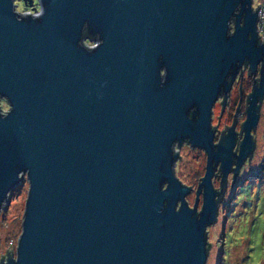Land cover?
I'll list each match as a JSON object with an SVG mask.
<instances>
[{
  "label": "water",
  "instance_id": "95a60500",
  "mask_svg": "<svg viewBox=\"0 0 264 264\" xmlns=\"http://www.w3.org/2000/svg\"><path fill=\"white\" fill-rule=\"evenodd\" d=\"M21 1L37 13L0 0V103L9 105L7 113L0 107V212L25 177L29 183L17 257L7 251L6 264H207V229L217 222L228 173L232 188L255 149L264 98L260 6ZM85 38L101 43L88 49ZM260 60L240 134L241 98L214 146L215 100L224 94L222 116L241 64H250L251 77ZM176 141L208 153L194 208L186 199L192 188L174 175ZM219 162L220 193L212 185Z\"/></svg>",
  "mask_w": 264,
  "mask_h": 264
},
{
  "label": "rangeland",
  "instance_id": "374dc122",
  "mask_svg": "<svg viewBox=\"0 0 264 264\" xmlns=\"http://www.w3.org/2000/svg\"><path fill=\"white\" fill-rule=\"evenodd\" d=\"M15 4L21 14L34 13L32 9L25 7L21 0H15ZM258 6L261 13L257 31L264 42V0H254L255 11ZM35 8H38L37 0ZM260 21H263V24L260 25ZM88 46L85 44V47ZM0 107L4 113L9 111L5 100L1 101ZM255 136V161H263L264 169V103ZM186 153L177 176L184 185L194 189V194L187 198L189 206L194 208L201 165L199 154L190 150ZM28 193L29 183L25 177L24 181L10 192L8 202L0 212V262L4 257L3 264L7 263V251L13 254V258L17 257ZM202 205L203 200L200 199L199 210ZM207 232L208 244L212 245L208 252L207 264H264V174L260 180L249 182L238 192H231L225 198L217 222L208 227Z\"/></svg>",
  "mask_w": 264,
  "mask_h": 264
},
{
  "label": "flooded vegetation",
  "instance_id": "af4514ba",
  "mask_svg": "<svg viewBox=\"0 0 264 264\" xmlns=\"http://www.w3.org/2000/svg\"><path fill=\"white\" fill-rule=\"evenodd\" d=\"M258 23H259V21H258ZM257 29H258V27H257ZM234 32H235V24L233 21H231L230 22V35H233ZM258 37H259V35H258ZM258 41L260 42V45L264 44L263 40L260 37H259ZM100 43L101 42H98L97 40L90 39V38H85V41H84V45L85 44L87 46L89 45L87 47L88 49H92L93 47L99 45ZM246 63H248V60H246ZM261 64H262V61L260 60L258 65H257L255 74H252L251 77L248 76L250 64H247L246 68L244 67V63L241 64V68L238 69V74H235V78H234L232 85H231V88L229 90V106L225 105L222 116H221V112H222L221 103L224 100V94L222 96L218 95L217 99L215 100V102L212 106V110H211L212 114H211V118H210L211 130H213V128H216V130H217L214 133V137H213V141H212L214 146L219 144L221 134H222L221 132L225 131L226 127H228V128L232 127L233 121H234V116L236 115V111H237V108H238V105L240 102V98H241V103H240V107H239L240 113H238L236 116V125L234 128V132L236 134H240L241 125L244 122H246V120H247L246 109L249 108L250 104H249V102L246 103V100L248 99V96L250 94H252V88H253L252 85L254 83V80L258 79L257 87L260 84ZM244 68H245V70H244ZM241 72H243L242 80H241V77H239ZM162 76H163V78H165V70H163ZM253 76H254V80H252ZM229 79H230V77L227 78V80H229ZM240 85H241V92H242L241 97H240V90H239ZM263 103H264V98L260 104V113H259L260 117H261V110H262ZM258 104H259V102H258ZM190 111H194V109H190ZM191 114L192 113L190 112L189 115H191ZM220 116H221V118H220ZM188 117L190 118V116H188ZM218 118H220V122H219ZM218 123H219V125H218ZM258 126H259V123H258ZM258 126H257V128H258ZM256 131H257V129L255 130V133H256ZM255 133H254V131L251 132L252 140L255 141V149L253 152V156L251 157V159H250V157L247 158L244 161V163L241 165V167L239 168V172L236 175L235 182H234L232 188H231V186H232V183L234 181V179H233L234 173L233 172L228 173L226 191L224 192L222 201L220 202L219 212H220V209L222 206V202L225 200V198L231 192H238L240 189L245 187L249 182H252L255 180H260L262 175L264 174V169L262 168L263 161H261L260 163L255 161L256 150H257V142H256ZM226 134H228V132H226ZM244 135H245V132L243 131L242 136L239 139V142H238V140H236L235 147L233 148V153H234L235 150L237 149V146H238V150L236 153L237 156H239V153H240V145H238V144H240V142L243 141ZM173 148H174V153L179 152V157H181L180 160L177 159L175 161V167H174L175 177L179 180V178L177 176L178 172H179V170H178L179 166H181V164H183V162L185 160V156L187 154L186 151L190 150L191 152H196L197 154H199L198 158L200 159V165H201L199 182L202 183L203 181L201 179L205 178L206 172H207L206 168H207V161H208V153H206V149H203V148L198 147V146H195L193 148L192 144H190L188 142H183V144H181V149H179L177 141L175 142V146ZM184 154H185V156H184ZM249 159H250V161H249ZM189 164L190 163L188 162L187 165H189ZM220 166H221V162H219L217 164V169L214 173V175L217 174L218 177L220 176V172L218 173ZM232 169H236L235 164L232 165ZM218 177H216V178H215V176L212 177V185H213L214 190H218V192L220 193L221 192L220 188H221L222 178L219 177V179H218ZM182 185L184 186L183 183H182ZM186 187L191 188L189 186H186ZM164 188H166V186ZM198 188H199V183H198ZM198 188H197V190H198ZM197 190H196V196H197ZM203 193H204V188H201V194H199V202H200V199L203 200V195H202ZM193 194H194V189L192 188V190H191L190 194L187 196V198ZM199 212H201V210L198 209V213ZM218 215H219V213H218ZM208 255H209V253H208Z\"/></svg>",
  "mask_w": 264,
  "mask_h": 264
},
{
  "label": "built area",
  "instance_id": "2783aa9c",
  "mask_svg": "<svg viewBox=\"0 0 264 264\" xmlns=\"http://www.w3.org/2000/svg\"><path fill=\"white\" fill-rule=\"evenodd\" d=\"M259 11H260V12H259V14H260V13H261V10L259 9ZM30 14H32V13L30 12ZM261 24H263V21H260V25H261Z\"/></svg>",
  "mask_w": 264,
  "mask_h": 264
},
{
  "label": "trees",
  "instance_id": "16d2710c",
  "mask_svg": "<svg viewBox=\"0 0 264 264\" xmlns=\"http://www.w3.org/2000/svg\"><path fill=\"white\" fill-rule=\"evenodd\" d=\"M82 44H83V46L85 47L84 43H82Z\"/></svg>",
  "mask_w": 264,
  "mask_h": 264
},
{
  "label": "clouds",
  "instance_id": "9594fccd",
  "mask_svg": "<svg viewBox=\"0 0 264 264\" xmlns=\"http://www.w3.org/2000/svg\"><path fill=\"white\" fill-rule=\"evenodd\" d=\"M38 18V17H37Z\"/></svg>",
  "mask_w": 264,
  "mask_h": 264
}]
</instances>
